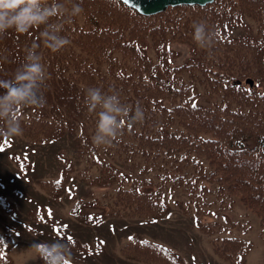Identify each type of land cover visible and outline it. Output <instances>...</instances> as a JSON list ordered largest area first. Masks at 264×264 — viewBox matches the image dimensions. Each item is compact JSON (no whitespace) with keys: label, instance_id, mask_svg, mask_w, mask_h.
Listing matches in <instances>:
<instances>
[{"label":"trees","instance_id":"trees-1","mask_svg":"<svg viewBox=\"0 0 264 264\" xmlns=\"http://www.w3.org/2000/svg\"><path fill=\"white\" fill-rule=\"evenodd\" d=\"M57 2L67 10L74 2L82 5L83 12L72 21L69 11L63 12L64 30L60 35L71 43L52 52L41 36L44 25L27 32L9 29L0 35V80L13 79L25 62L27 50L38 45L36 51L48 73L42 100L53 97L54 101L48 98L50 112L63 116L57 132L83 120L84 130L91 129L87 124L92 121V132L96 133L101 109H89L87 89L91 87L108 95L114 90L123 105L133 106L132 113L137 106L144 110L143 122L127 119L111 146L96 147L85 133L86 139L79 142L81 153L102 148L107 156H124L125 161L139 156L146 166L172 162L166 167L170 171L190 163L193 153L205 156L212 166L206 173L208 180L218 182L221 194L239 196L264 222V90L234 84L249 75L264 83V0L181 4L153 15L141 14L122 0ZM47 3L50 5L52 0ZM244 16L254 20L255 34L229 37L230 28ZM200 22L214 33L211 47L203 48L193 38V25ZM145 41L154 49L155 60L147 54ZM171 42L186 43L196 54L198 48L201 52L183 66L172 67L168 61L174 54L168 48ZM185 73H189V84L177 81ZM199 88L210 90L203 92L216 97L213 104L197 102ZM21 123L28 128L34 126L33 120L21 119ZM171 127L176 131H171ZM51 132L46 131L47 135ZM251 139H255L253 146L244 144ZM99 164L103 165L98 173L102 183L124 178L112 163ZM167 169L166 174L142 180L130 190L110 193L109 208V202L81 200L75 205V214L82 220H92L82 208L93 204L105 205L103 208L118 214L160 215L168 208L161 197L170 179ZM179 182L182 184L183 180L175 178L172 184ZM10 246L9 237L0 234V264H13L8 254ZM247 246L239 238H227L216 251L236 262L242 259ZM122 252L151 264H186L164 244L140 237H133ZM36 264H44L39 255Z\"/></svg>","mask_w":264,"mask_h":264},{"label":"rangeland","instance_id":"rangeland-1","mask_svg":"<svg viewBox=\"0 0 264 264\" xmlns=\"http://www.w3.org/2000/svg\"><path fill=\"white\" fill-rule=\"evenodd\" d=\"M251 30L252 25L247 20L246 24L234 28L233 32L244 34L250 33ZM175 49L176 63L190 56V51L184 44L175 45ZM183 77L185 79L182 78L181 81L188 84L189 73H185ZM198 90L201 93L198 99L200 102L213 104L216 97L207 94L210 90ZM48 98L54 101L53 97L48 96L43 102V107L33 106L30 112H35L38 122H42L50 130L63 120V116L50 112L51 99ZM87 126L91 129L85 133L92 140L95 135V132H92V121H88ZM35 131L36 129L30 130L29 133L33 134ZM62 132L65 133L61 137L46 143H33L22 135L13 137L14 145L10 148L0 146V196L8 195L17 206L15 214L0 212V231H5L14 238L9 251L14 264H34L37 252L32 245L40 242L51 243L57 239L63 242L75 239L88 243L85 249L71 245L72 264H147L124 256L121 247L132 235L163 242L190 264H232L214 253L213 240L226 235L240 236L252 241L246 260L242 264H264V226L259 215L240 200H236L232 208L220 207L218 203L203 204V208L213 212L211 216H204L203 219H216L220 222V226L212 232L201 228L196 215L197 204L188 202L181 195L171 196L169 212L157 219L111 214L99 223L79 221L72 208L80 197H109L111 186H114V191L128 183L118 181L105 185L101 178L96 183L91 182L82 174L85 165H95L98 168L103 165L99 164L101 162L98 160H91L90 155L79 154L78 144L83 142L84 137L81 135V127L79 124L75 125V129L65 126ZM13 151L27 153L33 161L31 170H23L22 165L13 158ZM98 153L102 161H111L121 170L125 168L121 160L119 164L117 156L110 159L105 152ZM204 162L208 168V162ZM65 169L67 178L64 191L59 196L46 193L42 184L40 185V180L61 178ZM133 174L140 173L135 171ZM41 208L46 210V215L36 217V210Z\"/></svg>","mask_w":264,"mask_h":264},{"label":"clouds","instance_id":"clouds-1","mask_svg":"<svg viewBox=\"0 0 264 264\" xmlns=\"http://www.w3.org/2000/svg\"><path fill=\"white\" fill-rule=\"evenodd\" d=\"M67 9L57 0H52L49 5L47 0H0V35L9 29L16 32H27L30 28H39L44 25L41 36L46 46L52 52H58L69 45L71 41L60 35L64 30L63 12ZM69 11V19L83 12L80 3H73ZM52 18L61 21L52 22ZM194 40L203 48L211 47L214 33L205 22L195 23ZM38 45H33L27 50L25 62L16 71L11 80H0V88L4 89L0 94V133L8 137H20L23 135L20 111L27 106L43 107L42 89L48 77L47 68L42 62V57L37 53ZM108 95L100 88L87 89V102L89 109L95 111L101 109L99 121L92 142L96 147H108L121 135L124 123L131 118L136 122H143L144 110L136 107L134 115L132 109L123 105L118 93L114 90ZM32 248L38 253L44 264H72L71 240L63 242L57 239L54 242L34 243Z\"/></svg>","mask_w":264,"mask_h":264},{"label":"water","instance_id":"water-1","mask_svg":"<svg viewBox=\"0 0 264 264\" xmlns=\"http://www.w3.org/2000/svg\"><path fill=\"white\" fill-rule=\"evenodd\" d=\"M131 5L137 7L143 13H153L165 9L169 4L178 3H201L211 0H126Z\"/></svg>","mask_w":264,"mask_h":264}]
</instances>
